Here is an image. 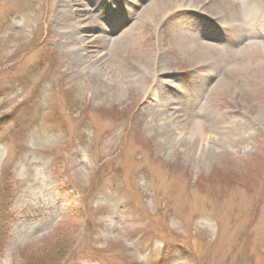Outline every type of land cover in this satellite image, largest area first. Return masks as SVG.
<instances>
[{
	"label": "rangeland",
	"instance_id": "rangeland-1",
	"mask_svg": "<svg viewBox=\"0 0 264 264\" xmlns=\"http://www.w3.org/2000/svg\"><path fill=\"white\" fill-rule=\"evenodd\" d=\"M1 198L0 264H264V0H0Z\"/></svg>",
	"mask_w": 264,
	"mask_h": 264
},
{
	"label": "trees",
	"instance_id": "trees-1",
	"mask_svg": "<svg viewBox=\"0 0 264 264\" xmlns=\"http://www.w3.org/2000/svg\"><path fill=\"white\" fill-rule=\"evenodd\" d=\"M0 219H4L6 221H9V218L8 217H12L14 216V213H12V210L8 209V208H5L6 206L4 205V203H2V201L4 202V199H0ZM6 200V199H5ZM1 223V221H0Z\"/></svg>",
	"mask_w": 264,
	"mask_h": 264
},
{
	"label": "bare ground",
	"instance_id": "bare-ground-1",
	"mask_svg": "<svg viewBox=\"0 0 264 264\" xmlns=\"http://www.w3.org/2000/svg\"><path fill=\"white\" fill-rule=\"evenodd\" d=\"M145 9V8H144ZM78 24V23H77ZM186 51L187 52H190V53H192V52H194V49L193 48H191V47H186ZM121 66H119V67H116V69H118L119 71H120V75H121V77L122 78H125V77H127V76H131V74H130V71L128 70V69H122L121 70ZM123 74V75H122ZM127 75V76H126Z\"/></svg>",
	"mask_w": 264,
	"mask_h": 264
},
{
	"label": "clouds",
	"instance_id": "clouds-1",
	"mask_svg": "<svg viewBox=\"0 0 264 264\" xmlns=\"http://www.w3.org/2000/svg\"><path fill=\"white\" fill-rule=\"evenodd\" d=\"M214 231V229H212Z\"/></svg>",
	"mask_w": 264,
	"mask_h": 264
}]
</instances>
